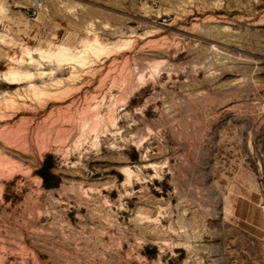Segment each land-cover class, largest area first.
Masks as SVG:
<instances>
[{
  "label": "rangeland",
  "instance_id": "rangeland-1",
  "mask_svg": "<svg viewBox=\"0 0 264 264\" xmlns=\"http://www.w3.org/2000/svg\"><path fill=\"white\" fill-rule=\"evenodd\" d=\"M0 264H264V0H0Z\"/></svg>",
  "mask_w": 264,
  "mask_h": 264
},
{
  "label": "bare ground",
  "instance_id": "bare-ground-1",
  "mask_svg": "<svg viewBox=\"0 0 264 264\" xmlns=\"http://www.w3.org/2000/svg\"><path fill=\"white\" fill-rule=\"evenodd\" d=\"M62 48V47H61ZM69 49V48H68ZM91 49H92V47H91ZM94 49H98V48H95L94 47ZM93 49V50H94ZM92 50V51H93ZM68 50L67 49H65V48H62V49H60V47H59V50H57L56 52H53V53H49V55L50 56H52V57H55L59 62L60 61H67V63H69V62H75L76 61V57L75 56H73V55H70V54H68V52H67ZM71 51V50H70ZM69 51V52H70ZM95 51V50H94ZM97 51V50H96ZM42 54V53H41ZM46 54V53H45ZM44 55V54H43ZM47 56V55H46ZM66 63V62H65ZM15 80H16V75L14 74V73H11V74H6L5 76H4V82L5 83H7V84H13V83H15Z\"/></svg>",
  "mask_w": 264,
  "mask_h": 264
},
{
  "label": "trees",
  "instance_id": "trees-1",
  "mask_svg": "<svg viewBox=\"0 0 264 264\" xmlns=\"http://www.w3.org/2000/svg\"><path fill=\"white\" fill-rule=\"evenodd\" d=\"M45 162V161H44ZM39 176L42 178L44 184L46 186H49V182L48 179L49 177H51V175H53L49 170L48 167L43 165V167L38 171Z\"/></svg>",
  "mask_w": 264,
  "mask_h": 264
}]
</instances>
